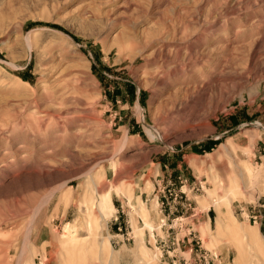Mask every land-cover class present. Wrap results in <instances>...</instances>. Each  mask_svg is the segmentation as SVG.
<instances>
[{
  "label": "rangeland",
  "instance_id": "374dc122",
  "mask_svg": "<svg viewBox=\"0 0 264 264\" xmlns=\"http://www.w3.org/2000/svg\"><path fill=\"white\" fill-rule=\"evenodd\" d=\"M0 264H264V0H0Z\"/></svg>",
  "mask_w": 264,
  "mask_h": 264
},
{
  "label": "bare ground",
  "instance_id": "6f19581e",
  "mask_svg": "<svg viewBox=\"0 0 264 264\" xmlns=\"http://www.w3.org/2000/svg\"><path fill=\"white\" fill-rule=\"evenodd\" d=\"M233 187H234L233 182L230 181V185H229L228 187H226V190L228 189V192H229V189L231 190ZM211 193H212V192H211ZM210 196H211V195H210ZM221 201H222V200H220V198H218V197H215V196L211 197V202H212L217 208H220V207H219V203H220V205H221ZM221 206H222V205H221Z\"/></svg>",
  "mask_w": 264,
  "mask_h": 264
},
{
  "label": "built area",
  "instance_id": "2783aa9c",
  "mask_svg": "<svg viewBox=\"0 0 264 264\" xmlns=\"http://www.w3.org/2000/svg\"><path fill=\"white\" fill-rule=\"evenodd\" d=\"M181 219H182V218L179 216V217H177V219H176V220H179V221H181Z\"/></svg>",
  "mask_w": 264,
  "mask_h": 264
}]
</instances>
